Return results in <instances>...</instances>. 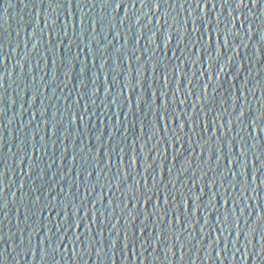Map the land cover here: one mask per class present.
I'll use <instances>...</instances> for the list:
<instances>
[{"label":"water","instance_id":"1","mask_svg":"<svg viewBox=\"0 0 264 264\" xmlns=\"http://www.w3.org/2000/svg\"><path fill=\"white\" fill-rule=\"evenodd\" d=\"M0 264H264V0H0Z\"/></svg>","mask_w":264,"mask_h":264},{"label":"snow or ice","instance_id":"2","mask_svg":"<svg viewBox=\"0 0 264 264\" xmlns=\"http://www.w3.org/2000/svg\"><path fill=\"white\" fill-rule=\"evenodd\" d=\"M243 2V0H241V3Z\"/></svg>","mask_w":264,"mask_h":264}]
</instances>
